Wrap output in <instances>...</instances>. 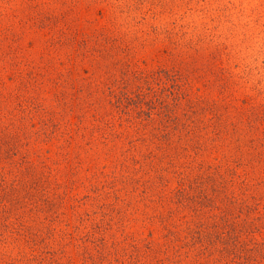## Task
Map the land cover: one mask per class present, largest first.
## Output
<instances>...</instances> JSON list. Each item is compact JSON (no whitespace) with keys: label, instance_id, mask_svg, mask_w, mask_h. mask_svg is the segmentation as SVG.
I'll use <instances>...</instances> for the list:
<instances>
[{"label":"rangeland","instance_id":"rangeland-1","mask_svg":"<svg viewBox=\"0 0 264 264\" xmlns=\"http://www.w3.org/2000/svg\"><path fill=\"white\" fill-rule=\"evenodd\" d=\"M0 264H264V0H0Z\"/></svg>","mask_w":264,"mask_h":264},{"label":"clouds","instance_id":"clouds-1","mask_svg":"<svg viewBox=\"0 0 264 264\" xmlns=\"http://www.w3.org/2000/svg\"><path fill=\"white\" fill-rule=\"evenodd\" d=\"M253 3L259 2V0H252Z\"/></svg>","mask_w":264,"mask_h":264}]
</instances>
